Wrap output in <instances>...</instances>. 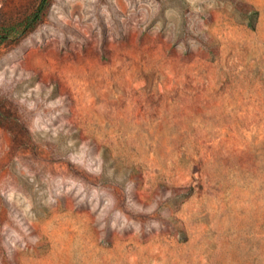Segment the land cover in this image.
Returning a JSON list of instances; mask_svg holds the SVG:
<instances>
[{
	"label": "rangeland",
	"instance_id": "374dc122",
	"mask_svg": "<svg viewBox=\"0 0 264 264\" xmlns=\"http://www.w3.org/2000/svg\"><path fill=\"white\" fill-rule=\"evenodd\" d=\"M40 2L0 0V264H264V0Z\"/></svg>",
	"mask_w": 264,
	"mask_h": 264
},
{
	"label": "trees",
	"instance_id": "16d2710c",
	"mask_svg": "<svg viewBox=\"0 0 264 264\" xmlns=\"http://www.w3.org/2000/svg\"><path fill=\"white\" fill-rule=\"evenodd\" d=\"M48 0H41L39 7L30 15H28L22 22L24 27L33 26L43 15L44 10H46ZM15 26L0 25V41L8 38L12 34Z\"/></svg>",
	"mask_w": 264,
	"mask_h": 264
}]
</instances>
